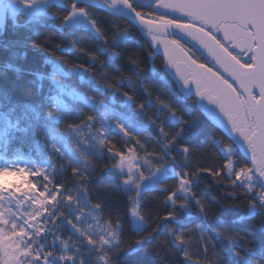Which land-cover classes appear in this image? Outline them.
<instances>
[{
    "label": "snow or ice",
    "instance_id": "obj_1",
    "mask_svg": "<svg viewBox=\"0 0 264 264\" xmlns=\"http://www.w3.org/2000/svg\"><path fill=\"white\" fill-rule=\"evenodd\" d=\"M0 264H264V0H0Z\"/></svg>",
    "mask_w": 264,
    "mask_h": 264
},
{
    "label": "trees",
    "instance_id": "obj_2",
    "mask_svg": "<svg viewBox=\"0 0 264 264\" xmlns=\"http://www.w3.org/2000/svg\"><path fill=\"white\" fill-rule=\"evenodd\" d=\"M136 50L139 51V49H136ZM144 75H145V77H151V65L150 64L146 69H144ZM149 82H151V81H149ZM105 182H107V181H105ZM201 194L205 195V198L209 201V203L215 205V201L212 198L211 191L206 186L202 185ZM224 211H225L226 215L229 214L228 209H225ZM136 258H137L136 254H133L132 256L128 257L129 260H134Z\"/></svg>",
    "mask_w": 264,
    "mask_h": 264
}]
</instances>
